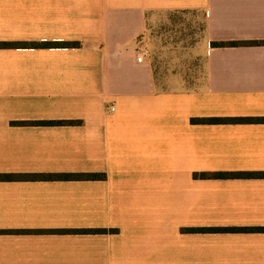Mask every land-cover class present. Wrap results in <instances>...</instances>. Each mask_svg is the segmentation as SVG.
I'll list each match as a JSON object with an SVG mask.
<instances>
[{
  "label": "crops",
  "instance_id": "0c3cea01",
  "mask_svg": "<svg viewBox=\"0 0 264 264\" xmlns=\"http://www.w3.org/2000/svg\"><path fill=\"white\" fill-rule=\"evenodd\" d=\"M180 11L204 16L185 88L138 61ZM260 41L264 0H0V42L81 44L0 47V174H106L0 180V264H264V178L200 176L264 172V122H192L264 117Z\"/></svg>",
  "mask_w": 264,
  "mask_h": 264
},
{
  "label": "rangeland",
  "instance_id": "374dc122",
  "mask_svg": "<svg viewBox=\"0 0 264 264\" xmlns=\"http://www.w3.org/2000/svg\"><path fill=\"white\" fill-rule=\"evenodd\" d=\"M203 25L204 16L192 11L160 13L154 19L143 42L145 57L164 77L176 78L171 86L185 88L204 76Z\"/></svg>",
  "mask_w": 264,
  "mask_h": 264
},
{
  "label": "trees",
  "instance_id": "16d2710c",
  "mask_svg": "<svg viewBox=\"0 0 264 264\" xmlns=\"http://www.w3.org/2000/svg\"><path fill=\"white\" fill-rule=\"evenodd\" d=\"M259 42V41H258ZM264 43V41H260ZM240 42L237 41H222L213 42V46H229L237 45ZM56 46V47H77L80 46V42H0V47H14V46ZM192 122L196 123H258L264 122V117H202L193 118ZM14 124H75L77 121H17ZM197 175V174H196ZM202 178H264V172H218V173H201ZM106 174L102 173H50V174H15L6 173L0 174V180H19V179H102ZM84 232L90 233H102L107 232V229H89Z\"/></svg>",
  "mask_w": 264,
  "mask_h": 264
},
{
  "label": "built area",
  "instance_id": "2783aa9c",
  "mask_svg": "<svg viewBox=\"0 0 264 264\" xmlns=\"http://www.w3.org/2000/svg\"><path fill=\"white\" fill-rule=\"evenodd\" d=\"M140 55L138 56V61H143L145 55L147 54V50L144 49L143 47L139 50ZM114 110V108H112Z\"/></svg>",
  "mask_w": 264,
  "mask_h": 264
}]
</instances>
